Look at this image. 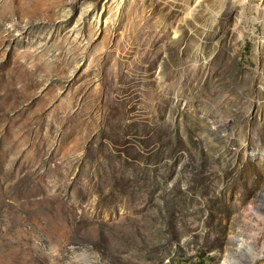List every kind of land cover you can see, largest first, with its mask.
I'll use <instances>...</instances> for the list:
<instances>
[{
  "label": "rangeland",
  "instance_id": "1",
  "mask_svg": "<svg viewBox=\"0 0 264 264\" xmlns=\"http://www.w3.org/2000/svg\"><path fill=\"white\" fill-rule=\"evenodd\" d=\"M232 236L264 247V0H0V264Z\"/></svg>",
  "mask_w": 264,
  "mask_h": 264
},
{
  "label": "bare ground",
  "instance_id": "2",
  "mask_svg": "<svg viewBox=\"0 0 264 264\" xmlns=\"http://www.w3.org/2000/svg\"><path fill=\"white\" fill-rule=\"evenodd\" d=\"M263 256L264 247L255 252V248L247 240L232 236L230 238L228 253L224 258V264H256ZM264 262V261H263Z\"/></svg>",
  "mask_w": 264,
  "mask_h": 264
}]
</instances>
